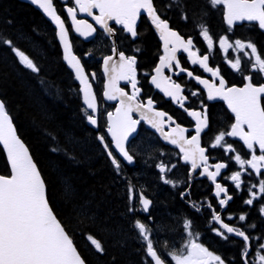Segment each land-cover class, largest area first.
Listing matches in <instances>:
<instances>
[{
    "label": "snow or ice",
    "instance_id": "6c2138e0",
    "mask_svg": "<svg viewBox=\"0 0 264 264\" xmlns=\"http://www.w3.org/2000/svg\"><path fill=\"white\" fill-rule=\"evenodd\" d=\"M207 4L212 8L222 6L224 9V19L229 26L236 21H255L258 22L260 29H264V0H206ZM31 3L37 5L56 25L59 40L63 44V59L74 70L75 78L82 85L83 100L86 108L83 110L87 121L92 125H97L96 96L92 92V85L81 64L80 59L71 51V44L68 41V30L65 27V21L57 14L53 0H31ZM80 12H86L92 15L93 9H99V15L94 16L97 24L105 28L107 32L114 30L108 26V21L114 20L117 24L122 25L123 29L128 32L131 37L136 38L137 20L142 12L151 18V23L159 32L160 38L163 40L164 54L159 57V64L154 69L155 75L152 76L151 82L157 88L164 85L162 91L168 97H171L176 103L184 108V102L187 97L182 95V87L180 84L171 80V77L163 75L165 68L172 69L175 67L179 72L187 73L189 77H193V73L180 66L177 59V52L183 51L187 53L188 59L193 65L199 64L205 72L211 73L214 78H219L218 85L215 82L209 83L207 79H201L199 76L194 78L207 88L208 100L217 97L227 102L232 113L235 114V122L230 125V131H219L214 136L212 148L223 147L226 152H235L234 159L239 165V169L234 171L229 179L234 182L236 189H241L244 183L241 179L242 173H247L251 169L257 176L262 174L264 170V84L255 85L251 74L244 77L247 81L243 87H226V81L220 75L219 68L209 67V54L214 47V38L210 34L208 26L201 22L196 25L199 29V35L206 41L208 52L199 55V49L193 50L194 41L191 36L185 39L178 31L173 30L169 26V21L163 19L158 14L154 0H75ZM176 5L181 11V19L187 21L190 13L186 10L187 5L182 0H169L165 5L166 8H172ZM68 15L71 17L76 31L81 35L91 36L95 29L86 21L77 20V7H68ZM206 12H202L201 16H206ZM10 23V22H9ZM82 26L84 30H82ZM0 43L8 45L18 57L19 62L34 73H39L40 68L24 51L17 48L11 39H4L0 36ZM220 49L228 52L229 49L243 51L245 57H248L250 71L259 73L264 77V54L259 52L255 43L242 40H235L234 43L229 42L227 35L218 38ZM250 50L245 51V50ZM113 48V52H115ZM139 51V49H137ZM119 64L110 63L112 56L104 58V71L109 74V82L105 86L103 95L108 100H116L119 97V107L116 108L115 114L109 112L107 114V133L111 136V143L115 146V150L127 163L134 162V157L126 148V142L129 136L135 131V126L139 121L134 120L131 116L133 110L142 111L143 118L148 121L157 131L161 132L165 140L171 144L177 145L183 160L191 163V168H203L201 176H207L215 184L214 195L218 198V204L224 208L232 199L228 195V189L220 183H216L217 177L221 174V169L228 167L226 163H216L208 165L209 157L205 155L206 148L201 147V133L209 127L207 114V106L201 102L203 111H189L188 115L195 118V135L186 138L184 133L187 129L179 124L175 128H171L169 132H164V125L168 121H172L170 116L161 111H156L153 107L154 101L147 99L146 104L139 103L137 97L140 89L137 88L136 81V57L126 56L124 52H119ZM228 64L235 71H242L241 58L238 56L234 60L229 59ZM179 74V73H176ZM93 78L95 74L93 73ZM118 80L128 81L133 88V93L129 96L123 89L116 86ZM193 96L197 92L191 93ZM88 110H91L89 113ZM167 117V120H165ZM245 126L247 131H245ZM239 137L243 144L250 151V158H244L231 144L225 142V137ZM97 139L103 146L107 156L111 160L112 166L119 173L121 162L113 154L108 142L105 141L104 135H99ZM0 144L6 151L7 161L10 165V175H0V264H86V261L77 248L74 246L68 231L57 218L52 206L49 202V194L47 185L41 176L36 163H34L27 147L17 135L16 128L6 109V104L0 100ZM258 146L260 154L257 155L255 148ZM54 151L56 149H53ZM245 165L248 167L245 168ZM161 173V179L166 184L174 187L177 182L165 179L164 173L171 171L175 165L168 167L163 162L156 165ZM209 167L215 169L210 171ZM258 188V191L253 189ZM70 191V190H69ZM249 193L248 199L243 203L253 205L254 201L264 198V178L258 180V184H250L247 187ZM129 212H134L135 208L131 206L136 199L139 200L141 208L144 212H148L152 201L148 199L142 191L137 192L134 185H129L128 189ZM224 194L223 198L221 194ZM187 193H181L185 196ZM193 207L199 211V208L193 204ZM208 208L212 209L211 220L217 222L219 227L212 230L224 240H228L227 234H234L243 242L241 249V259L243 264H264V242L259 243L255 248L254 259H249L252 255L250 249L253 242L264 240V235L253 237L247 234L248 229H255L256 224L246 225L245 228L230 226L221 218V214L209 203ZM259 213L264 216V204L259 208ZM247 213L241 214L238 220L246 221ZM149 219L151 217L149 216ZM232 219V215L228 216ZM192 221L184 220V228L188 232L187 241L179 248L168 251V255L175 264H226L225 260L210 251L203 244L197 242L199 233L191 231ZM133 227L137 230L139 237L144 244V253L147 262L150 264H167L163 258L160 248H167V242L158 246L151 238L152 229L141 220L137 219ZM227 233V234H226ZM195 237V238H194ZM87 239L94 249L103 254L105 248L102 242L89 235Z\"/></svg>",
    "mask_w": 264,
    "mask_h": 264
},
{
    "label": "trees",
    "instance_id": "16d2710c",
    "mask_svg": "<svg viewBox=\"0 0 264 264\" xmlns=\"http://www.w3.org/2000/svg\"><path fill=\"white\" fill-rule=\"evenodd\" d=\"M54 2L65 18L62 4ZM182 3L191 14L183 25L203 20L211 27H222V6L212 8L206 0H182ZM182 10L176 5L171 8L175 22L182 23L179 21ZM202 12L207 15L201 16ZM244 32L259 38L254 27L249 26ZM0 36L11 39L40 68L39 73L32 72L19 62L8 45L0 43V99L44 178L54 213L86 264H150L133 227L135 220L144 219L136 209L128 211L127 192L129 182L138 183L149 174L134 169H120L118 173L112 166L97 139L98 131L87 123L79 87L62 59L54 28L30 4L0 0ZM72 42L89 72L88 60L79 51L74 36ZM83 46L89 50L90 42ZM223 115L221 112L216 118ZM9 174L0 146V175ZM157 205V226L166 232L174 231L175 216L185 206L174 197L161 195ZM131 206L135 208L134 201ZM89 235L102 242L103 254L90 244Z\"/></svg>",
    "mask_w": 264,
    "mask_h": 264
},
{
    "label": "flooded vegetation",
    "instance_id": "af4514ba",
    "mask_svg": "<svg viewBox=\"0 0 264 264\" xmlns=\"http://www.w3.org/2000/svg\"><path fill=\"white\" fill-rule=\"evenodd\" d=\"M158 14L162 15L163 19L169 21V26L178 31L185 39L189 36L193 38L194 48L193 50L199 49V55H204L208 52L206 41L199 35V29L196 27L197 24L205 23L210 31V34L214 38V47L209 54V67L219 68L220 75L226 81V87L233 85L243 86L245 84L244 77L251 74L253 76V83L255 85L264 84V77L259 73L250 71V64L248 63V57H245L243 51L229 49L228 52H224L219 47L218 38L220 36L227 35L229 42L234 43L235 40L239 39L244 42L251 41L256 44L259 52L264 54V32L259 28L256 22L243 23L240 25L229 26L226 23L222 24V27L210 26L207 21L198 20L195 24H186L185 20L181 19V13L179 15V21L182 23L175 22L172 19L173 14L171 8H166L165 5L169 3L167 0H157ZM99 15V10L92 12V17ZM81 17V16H79ZM172 19V20H171ZM96 27L95 36L89 40L84 41L80 37L73 35L75 41L78 43L77 47L82 52L89 63V72L95 74V78L92 77V83L94 92L97 98V126L96 130L99 135L105 136V141L109 144L111 139L107 134V114L114 112L118 107V101H107L103 95L106 85V77L102 69L103 58L113 53L114 44L111 42L105 31L99 28L95 23ZM248 25L255 28L256 34H259V38L248 36L245 32L242 33L243 29ZM109 27L115 32L118 51L124 52L126 56L136 57V81L137 88L140 89L137 101L139 103L146 104L147 99L151 98L154 101V109L161 111L172 118V121H168L164 125V132H169L171 128H175L177 124L187 129L184 133L186 138H191L195 135V124L196 121L193 117L188 115L189 111H203L201 102L207 106V114L209 120V127L201 133V147L206 148V155L209 157L208 165H214L216 163H226L227 168L221 169V174L217 177L216 182L228 189V195H231L233 199L224 207L221 208L218 204V198L214 195L215 186L209 181L206 176H201L200 173L203 168H197L193 170L191 163L184 162L182 155L178 151L176 145H167L163 143L161 133H157L149 128L145 121L140 120L138 115H133L135 120L139 121L137 136L129 143L128 151L134 157V162L131 164L123 162L116 156L121 162V169L123 171L134 169L136 172L146 171L148 176H142L141 181L138 183H132L137 192L142 191L147 196L152 204L150 205L149 211L144 212L141 208L139 200H134V205L137 213L144 219L142 222L146 223L151 229V238L154 243L158 246L164 245L167 242V248H160V252L163 258L168 264H174L171 257L168 255V251L172 249H179L188 239V232L184 228V220L189 219L192 221L191 231L193 233H199L197 242L203 244L210 251L217 255H220L226 262V264H243L241 259V249L243 248V242L240 238L234 237L231 234L228 235V240H224L222 237L217 235L212 229L219 227L217 222L211 220L212 209L208 208L210 203L212 207L221 214L222 220L228 223L230 226L245 228L246 225L256 224L255 229H248L247 234L253 237H260L264 235V216L259 213V208L264 204V198H260L254 201V204L249 206L243 203L244 200L250 198L247 191V187L250 184H258V180L264 178V170L262 174L257 176L251 169H248L247 173H242V184L241 189H236L234 182L229 177L234 171L240 170L239 165L234 159L235 152H226L223 147L212 148L210 145L213 143L214 136L219 131H230V125L235 122V115L232 114L226 107L224 101L217 97L213 100H208L207 90L203 89L202 85L194 78L195 76L201 77V79H207L209 83H219V78H214L211 73L205 72L199 64L193 65L188 59L187 53L183 51L177 52V59L180 61V66L193 73V77H189L187 73L179 72V69L173 67L172 69L165 68L163 75L171 77V80L181 85L183 91L182 95L187 97L184 102V108H181L178 103L172 100L164 94L161 88H157L155 84L151 82L152 76L155 75L154 69L159 64V57L164 54L163 41L160 35L156 33L151 23L150 18L141 14L139 23L137 24L138 36L136 38L131 37L121 25L116 23H110ZM257 34V35H258ZM259 39V40H258ZM90 42V49L84 48L83 44ZM139 49V51H137ZM249 51L250 50H245ZM241 58V69L242 71L233 70L228 64V60H234L236 57ZM179 73V74H176ZM118 88L123 89L129 96L133 93L132 85L126 80L118 81ZM197 92L196 96L191 93ZM262 105H264V98H262ZM223 112V116L217 119L216 116H220ZM167 120V117H165ZM152 126V125H151ZM153 128V126H152ZM225 142L231 144L236 152H239L242 157L250 158V151L238 141L225 137ZM143 143V144H142ZM144 145L145 149H141ZM147 148V149H146ZM256 154L259 155L260 151L258 146L255 148ZM164 163L168 167L175 165L171 168V171L164 173L165 179H170L173 182H177L174 187L171 184H166L161 179V173L156 167L159 163ZM248 166L245 165V168ZM210 171H215L214 168L209 167ZM139 178V177H138ZM258 191V188L253 189ZM187 193L185 196H181V193ZM163 196L174 197L185 206L177 216H175L177 228L172 232H166L160 229L158 224L159 218V206L157 205V199ZM224 194H221L220 198H223ZM193 204L199 208V211L193 207ZM247 213L246 221H239L238 217L241 214ZM232 215V219L229 220L228 216ZM149 216L151 219H149ZM140 238V237H139ZM195 238V237H194ZM264 242V240H257L253 242V247L250 249L252 255L249 259H254V253L256 246Z\"/></svg>",
    "mask_w": 264,
    "mask_h": 264
},
{
    "label": "water",
    "instance_id": "95a60500",
    "mask_svg": "<svg viewBox=\"0 0 264 264\" xmlns=\"http://www.w3.org/2000/svg\"><path fill=\"white\" fill-rule=\"evenodd\" d=\"M20 1H23V2H26V3H28V4H30L31 6H33L35 9H37L43 16H44V18L52 25V27L55 29V36H56V40H57V42H58V44H59V46H60V49H61V52H62V58H63V56H64V48H63V44L61 43V41L59 40V37H58V35H57V32H58V29H57V27H56V25L51 21V19L42 11V9H40L37 5H34V4H32L31 3V0H20ZM60 2H62V3H66L67 2V0H59ZM73 3H74V7H77V12H76V19L77 20H82V21H86L87 22V24H90V25H92V27L95 29V26L93 25V23L92 22H90L89 20H87L86 18H89V19H91V21H93L99 28H101V29H103L105 32H106V34L110 37V39H111V41H112V43L114 44V48H115V52L112 54V55H110V56H112V61L110 62V63H114V64H119V56H118V48H117V44H116V36H115V32L113 31V32H107L106 30H105V28L104 27H102L101 25H99V24H97L96 23V21H95V19L92 17V15H89L88 13H86V12H80L79 10H78V6L75 4V0H73ZM54 6H55V4H54ZM56 7V6H55ZM68 7H71V6H69V5H64L63 6V9H64V12H65V14H66V17H67V19H68V23H69V25L72 27V30H73V32L76 34V35H78V36H80L81 38H83V39H85V40H90L92 37H93V35H94V33H95V31L92 33V35L91 36H84V35H81V33L80 32H77L76 31V27H75V25L73 24V22H72V19H71V17L68 15V12H67V8ZM94 10H99V9H93L92 10V12L94 11ZM57 14L58 15H60L58 12H57ZM78 14H80L82 17H83V19H79L78 17H77V15ZM142 14H145V15H147L146 13H143L142 12ZM61 16V15H60ZM61 18L63 19V17L61 16ZM140 18V17H139ZM139 18H138V20H137V24H138V22H139ZM150 18V17H149ZM64 20V19H63ZM150 20H151V18H150ZM225 20V19H224ZM226 22V21H225ZM243 22H250V21H236L234 24H241V23H243ZM110 23H116L114 20H110V21H108V26H109V24ZM258 23V22H257ZM117 24V23H116ZM233 24V25H234ZM117 25H119V24H117ZM65 27H66V29L68 30V41H69V43L71 44V51H72V53L74 54V55H76L77 57H78V55L74 52V50H73V45H72V42H71V39H70V33H69V29H68V27H67V25H66V23H65ZM153 28H154V30L156 31V33H158L159 34V32L155 29V27H154V25H153ZM82 30H84V28H83V26H82ZM261 30H263L264 31V29H261ZM160 35V34H159ZM163 41V40H162ZM79 58V57H78ZM80 59V58H79ZM63 61H64V63L66 64V66H67V68L72 72V74H73V76H74V79L76 80V82H77V84L79 85V90H80V93H81V97H82V103H83V105L86 107V105H85V103H84V100H83V93H82V91H81V89H82V85H81V83H80V81L79 80H77L76 78H75V73H74V70H72L71 69V67L68 65V63L63 59ZM81 61V60H80ZM81 64H82V62H81ZM82 66H83V68H84V70H85V67H84V65L82 64ZM102 68H103V73L105 74V76H106V85L108 84V82H109V74L108 73H106L105 71H104V60H103V66H102ZM85 74L88 76V79H89V82L91 83V85H92V82H91V79H90V76L87 74V72H86V70H85ZM119 81V80H118ZM118 81L116 82V86L118 87ZM247 81H245V83H246ZM199 83V82H198ZM200 84V83H199ZM202 85V87H203V89H205V90H207V88H205V86L203 85V84H201ZM163 84H162V88H163ZM244 86V85H243ZM243 86H241V87H243ZM258 86V85H257ZM231 87H240V86H237V85H233V86H231ZM162 88L160 89V90H162ZM92 92L94 93V89H93V85H92ZM95 94V93H94ZM105 99L107 100V101H118L119 102V104H120V101H119V97L116 99V100H108L107 99V97H105ZM1 100V99H0ZM224 101V100H223ZM96 102H97V99H96ZM224 103H225V105L227 106V108H228V110L231 112V110L229 109V107H228V105H227V102L226 101H224ZM118 107H119V105H118ZM88 111H91V110H88ZM115 112H116V110H115ZM115 112L113 113V114H115ZM232 113V112H231ZM97 114V111H96V113H95V115ZM234 114V113H233ZM133 115H138L139 117H140V119L141 120H143V121H145V123H146V125L148 126V127H150L151 129H153L156 133H157V129L156 128H152V126H151V124L150 123H148V121L146 120V119H144L143 118V114H142V111H136V110H133L132 111V113H131V116H132V118H133ZM11 117V116H10ZM12 119V118H11ZM194 120H195V118H194ZM12 122H13V120H12ZM88 124L92 127V128H95L96 127V125H92V124H90L89 122H88ZM13 125H14V127L16 128V126H15V124H14V122H13ZM137 129H138V124L135 126V131L129 136V138H128V141L126 142V148H127V146H128V144H129V142L137 135ZM245 131H247V128H246V130ZM16 132H17V129H16ZM159 133H161V132H159ZM17 135L19 136V134H18V132H17ZM109 135V134H108ZM109 137H110V139H111V136L109 135ZM19 138L21 139V141L24 143V145H25V147H27V149H28V151H29V154L31 155V157H32V159H33V161H34V163H36L35 162V160H34V158H33V156H32V154H31V151H30V149H29V147L27 146V144L24 142V140L19 136ZM161 138H162V141L165 143V144H168V145H173V144H171L170 143V141H168V140H165L164 139V137H163V135L161 134ZM232 138H234V139H236V140H238L239 142H241L242 144H243V141L242 140H240V138L239 137H232ZM244 145V144H243ZM0 146L2 147V149H3V151H4V154H5V157H6V160H7V155H6V151H5V149L3 148V145L2 144H0ZM177 146V145H176ZM246 147V146H245ZM177 148H178V150H179V147L177 146ZM112 149H113V151L117 154V156L122 160V161H124L125 163H127L125 160H123V158L119 155V153L115 150V146L112 144ZM180 151V150H179ZM181 153V152H180ZM182 154V160H183V153H181ZM205 155H206V152H205ZM184 161V160H183ZM185 162V161H184ZM7 163H8V161H7ZM187 163H190V162H187ZM37 165V164H36ZM8 166H9V169H10V165H9V163H8ZM37 168H38V166H37ZM39 169V168H38ZM40 171V170H39ZM41 173V172H40ZM41 176H42V174H41ZM206 176V175H205ZM207 177V176H206ZM42 178H43V176H42ZM44 179V178H43ZM214 186H215V184L211 181V180H209ZM217 183V182H216ZM147 197V196H146ZM148 198V197H147ZM149 199V198H148ZM58 218V217H57ZM231 235H233L234 237H236L234 234H231ZM237 238H239V237H237ZM74 243V242H73ZM74 246H75V244H74ZM76 247V246H75ZM77 248V247H76ZM77 251L79 252V250L77 249ZM80 253V252H79ZM81 255V254H80ZM82 256V255H81ZM83 258V257H82ZM168 264V263H167Z\"/></svg>",
    "mask_w": 264,
    "mask_h": 264
},
{
    "label": "rangeland",
    "instance_id": "374dc122",
    "mask_svg": "<svg viewBox=\"0 0 264 264\" xmlns=\"http://www.w3.org/2000/svg\"><path fill=\"white\" fill-rule=\"evenodd\" d=\"M140 148H141V149H145V148H144V145H142V147H140ZM172 261H173V260H172ZM173 262H174V261H173ZM174 264H175V262H174Z\"/></svg>",
    "mask_w": 264,
    "mask_h": 264
}]
</instances>
